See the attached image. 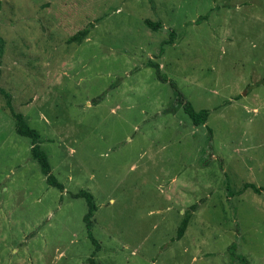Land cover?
I'll list each match as a JSON object with an SVG mask.
<instances>
[{
  "label": "rangeland",
  "instance_id": "rangeland-1",
  "mask_svg": "<svg viewBox=\"0 0 264 264\" xmlns=\"http://www.w3.org/2000/svg\"><path fill=\"white\" fill-rule=\"evenodd\" d=\"M0 37V87L64 187L0 95V264H89L81 190L96 264H264V191L243 190L264 187V0H2Z\"/></svg>",
  "mask_w": 264,
  "mask_h": 264
},
{
  "label": "trees",
  "instance_id": "trees-1",
  "mask_svg": "<svg viewBox=\"0 0 264 264\" xmlns=\"http://www.w3.org/2000/svg\"><path fill=\"white\" fill-rule=\"evenodd\" d=\"M1 7H2V0H0V11H1ZM206 18H207V16L200 17L196 21V23H199L200 21H202L203 19H206ZM144 23H145L147 28H149L150 30H152L154 32L158 31L162 27L160 22H153L150 20H146ZM91 27H92V24H90V26L88 28H85V29L77 32L76 34L71 36L67 40V42L68 43L74 42V43L80 44L82 42V40L89 34ZM174 36H175L174 32H171L169 40L163 42V45H165V44L171 45L173 43ZM3 46H4V41L0 37V57L3 54ZM162 53H163V50L161 49L160 55ZM147 66L152 67L155 70L156 78L159 79L161 82L165 83L168 81L167 78L165 77V75H163L161 73L158 63L148 61ZM170 85L175 89V85L173 83H170ZM0 95L5 99V105L8 109V111L10 112V115L14 121L15 133L20 137H25V138H28L30 140V142H31L30 158L38 164V166L40 168V172L43 175V177L45 178V183L48 186L54 187L57 190H59L60 192H62L64 187H63L62 183H60L55 178V176L51 173V167H50L47 155L40 147L39 134L37 133V131L35 129H32L28 126V124L26 123L22 113L16 111L13 108L12 103H11V97H10L9 93H7V91L2 89L1 87H0ZM175 103H176L175 105L177 107L182 108L183 113L187 116V118L189 119V121L191 122V124L194 127H200V126L204 125L205 122L207 121L208 116H209V111L206 109L196 111L193 108V106L191 105V103L185 101L184 97L177 90H176ZM208 135L209 136L211 135L210 129H208ZM245 189H251L256 194H259L262 191H264V187H255L253 184H244L243 190H245ZM226 191H227V198L230 199L233 196V193L230 192L229 186H226ZM72 197L73 198H83L86 202L87 211H86L85 215L83 216L82 221L85 224L87 238L90 240V242L94 246V251H93L91 257L89 258L88 262H89V264H96L95 261L93 260V256L95 255V253H97L99 251L100 246H99V243L97 242V240L94 238L92 230H91V228H92L91 218L93 216V213L96 211V205L93 201V196L91 193L81 190L75 194H72ZM196 208H197V206L194 204V205L190 206L189 209H187V211L184 212L183 219H182V221H181V223L177 229V233H176V237H175L176 240H180L183 237V235L187 229V226L189 224V221H190L194 211L196 210ZM229 249H230V251H232V255L235 256L234 253L236 251V245L231 244ZM238 259H240L243 262V264H247L246 260L243 257H239Z\"/></svg>",
  "mask_w": 264,
  "mask_h": 264
}]
</instances>
